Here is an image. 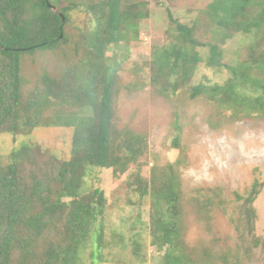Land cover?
Instances as JSON below:
<instances>
[{
    "label": "trees",
    "instance_id": "obj_1",
    "mask_svg": "<svg viewBox=\"0 0 264 264\" xmlns=\"http://www.w3.org/2000/svg\"><path fill=\"white\" fill-rule=\"evenodd\" d=\"M47 1L59 9L64 24L45 0H0V134L17 138L50 123L70 126L76 122V126L68 159H58L26 142L5 158L0 156V264H81V253L89 241L96 242L97 253H101L106 198L99 188L83 192L84 178L91 168L111 170L118 176L131 164L137 168L129 174L127 186L140 199L150 198V244L161 254V264H213L188 261L179 246L177 163L157 161L149 180L143 178L137 162L147 151L145 136L117 127L121 63L114 60L111 64L107 50L124 39L129 28L150 16L148 0L85 3V13L91 15L74 49L79 60L57 78L42 74L24 97L23 55L55 51L67 43L64 26L78 7L70 0ZM190 10L196 14L185 23L168 14L169 43L154 48L145 64L150 68L152 88L166 99L187 90L189 99L205 96L244 116H264V0H212ZM201 28L211 31L219 44L237 34L254 33L255 39L247 58L230 66L222 64L218 44L197 38ZM203 48L209 53L208 66H222L230 72L223 84H191ZM66 104L81 108L86 115L68 112L63 118L61 110ZM47 105L60 113L56 121L42 115ZM256 192L248 197L238 223L242 234L253 231L251 202Z\"/></svg>",
    "mask_w": 264,
    "mask_h": 264
},
{
    "label": "rangeland",
    "instance_id": "obj_2",
    "mask_svg": "<svg viewBox=\"0 0 264 264\" xmlns=\"http://www.w3.org/2000/svg\"><path fill=\"white\" fill-rule=\"evenodd\" d=\"M70 1L78 7L71 11L69 23L64 26L68 42L55 51H38L22 57L24 97L42 74L57 78L79 60L74 49L90 22L91 13H85L84 4L92 0ZM211 1L148 0L150 16L136 28H129L124 39L108 48L109 62L121 63L117 80V127L145 136L147 151L137 162L143 178L149 180L157 161L177 163L179 246L188 261L264 264V116L253 113L244 116L238 109L225 107L205 96L189 99L187 90L166 99L152 88L150 68L145 66L154 48L169 43L166 37L169 12L185 23L196 14L190 9ZM211 33L201 28L196 36L202 42L218 44L222 64L230 66L247 58L248 47L255 39L254 33L237 34L219 44V39ZM200 53L203 59L191 84H223L230 72L222 66H208L207 48L200 49ZM79 110L66 104L61 111L63 118L68 112H76L79 117L86 115ZM42 115L56 121L60 113L53 105H47ZM75 124L50 123L17 138L0 134V156L5 158L15 146L26 142L39 145L58 159H68ZM136 168L131 164L118 176L111 170L91 168L84 178L83 192L101 189L106 207L101 253H97V243L89 241L81 253V264H161V254L150 244V198L140 199L127 186L129 174ZM253 190H257L251 202L254 228L242 234L238 223ZM143 259L146 261L142 262Z\"/></svg>",
    "mask_w": 264,
    "mask_h": 264
},
{
    "label": "water",
    "instance_id": "obj_3",
    "mask_svg": "<svg viewBox=\"0 0 264 264\" xmlns=\"http://www.w3.org/2000/svg\"><path fill=\"white\" fill-rule=\"evenodd\" d=\"M45 1L47 2L48 6H49V7H50L55 13H57L58 15L61 16V18H62V24H64V17H63V15H62L60 12L56 11V8H55L54 6H52V5H50V4L48 3L47 0H45Z\"/></svg>",
    "mask_w": 264,
    "mask_h": 264
}]
</instances>
